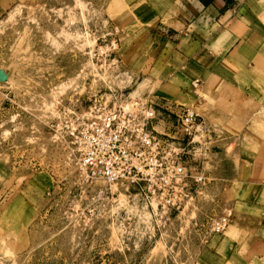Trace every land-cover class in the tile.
Masks as SVG:
<instances>
[{
  "label": "rangeland",
  "instance_id": "rangeland-1",
  "mask_svg": "<svg viewBox=\"0 0 264 264\" xmlns=\"http://www.w3.org/2000/svg\"><path fill=\"white\" fill-rule=\"evenodd\" d=\"M134 3L6 0L0 12V264H199L209 240L223 234H212L211 223L238 214L209 187V167H200L205 140L184 155L205 182L188 181L181 208L165 207L143 184L88 180L78 166L69 129L76 119L91 118L100 99L111 106L128 98L154 109L158 104L139 90L152 52Z\"/></svg>",
  "mask_w": 264,
  "mask_h": 264
},
{
  "label": "crops",
  "instance_id": "crops-1",
  "mask_svg": "<svg viewBox=\"0 0 264 264\" xmlns=\"http://www.w3.org/2000/svg\"><path fill=\"white\" fill-rule=\"evenodd\" d=\"M133 2L139 33L151 40L139 90L158 103L153 130L171 135L180 105L199 114L200 167H209L222 202L239 210L199 264H264V0Z\"/></svg>",
  "mask_w": 264,
  "mask_h": 264
},
{
  "label": "built area",
  "instance_id": "built-area-1",
  "mask_svg": "<svg viewBox=\"0 0 264 264\" xmlns=\"http://www.w3.org/2000/svg\"><path fill=\"white\" fill-rule=\"evenodd\" d=\"M111 46L116 50L118 42ZM193 87L198 91L200 82ZM103 100L99 108L89 109L91 118L76 119L68 133L85 178L127 188L143 184L148 193L161 195L165 207L181 208L189 196L185 193L188 181L205 182V177L194 176L184 163V155L206 140L203 119L192 108L180 105L174 113L175 130L163 137L153 130L158 115L149 101L128 98L111 106ZM231 219V213H226L214 220L210 232L224 233Z\"/></svg>",
  "mask_w": 264,
  "mask_h": 264
},
{
  "label": "water",
  "instance_id": "water-1",
  "mask_svg": "<svg viewBox=\"0 0 264 264\" xmlns=\"http://www.w3.org/2000/svg\"><path fill=\"white\" fill-rule=\"evenodd\" d=\"M0 79L4 80L5 77L3 76V74L0 73Z\"/></svg>",
  "mask_w": 264,
  "mask_h": 264
},
{
  "label": "bare ground",
  "instance_id": "bare-ground-1",
  "mask_svg": "<svg viewBox=\"0 0 264 264\" xmlns=\"http://www.w3.org/2000/svg\"><path fill=\"white\" fill-rule=\"evenodd\" d=\"M133 97V96H132Z\"/></svg>",
  "mask_w": 264,
  "mask_h": 264
}]
</instances>
